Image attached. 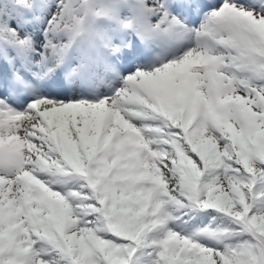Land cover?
Instances as JSON below:
<instances>
[{"label": "snow or ice", "instance_id": "6c2138e0", "mask_svg": "<svg viewBox=\"0 0 264 264\" xmlns=\"http://www.w3.org/2000/svg\"><path fill=\"white\" fill-rule=\"evenodd\" d=\"M0 264H264V0H0Z\"/></svg>", "mask_w": 264, "mask_h": 264}]
</instances>
